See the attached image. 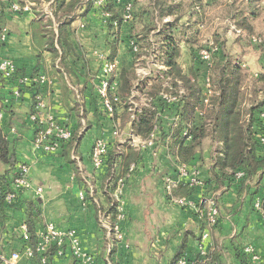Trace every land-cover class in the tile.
<instances>
[{
    "label": "crops",
    "instance_id": "1",
    "mask_svg": "<svg viewBox=\"0 0 264 264\" xmlns=\"http://www.w3.org/2000/svg\"><path fill=\"white\" fill-rule=\"evenodd\" d=\"M8 1L0 0L1 6H6ZM76 1L79 3L67 19L71 23L64 32L68 44L63 49L59 47L60 57L38 42V17L33 10L20 15L3 10L0 15V23L8 33L6 42H0V59L14 60L18 77L30 78L33 73L36 81L39 76L45 77L43 83L38 81L32 85L29 81L20 96H16L18 79L10 80L0 74V109L5 113L1 126L15 138L12 149L18 161L29 166L31 182L18 201L1 207L2 253L9 256L19 252L18 264H76L69 243L62 255L50 249L47 262L42 261L39 252L28 254L29 239H23V224L33 213L37 235L50 222L61 230L75 229L81 251L94 255L96 264H173L180 254L197 259L199 264H243L247 256L242 250L246 247H251L258 256L255 264H264V220L254 208L256 199L264 197V170L243 186L239 179H218L220 171L215 168V162L222 141L212 136L197 139L187 136L188 129L193 126L200 129L205 123L213 94L211 65L200 57L201 50L209 46L201 43L207 0L200 3L165 0L181 10L180 14L165 16L155 6L157 0H133L137 10L134 21L113 29L89 13L92 2ZM56 6L55 2L53 10ZM171 22L175 26L170 31L178 40L176 61L182 74L192 80L189 86L195 83L196 91L183 85L177 77L176 90L171 85L170 91L161 92L153 99L160 132L154 144L144 145L146 139L134 131L133 111L127 108L125 100L120 99L113 114L104 108L98 92L103 62L109 60L116 64L113 78L117 86L111 95H118L124 69L134 70L133 95L141 102L145 93L158 91L172 79L160 75L161 71L168 70L162 33L168 29L166 23ZM146 27L151 29L148 46L143 48L147 53L141 52L138 56V40ZM55 30L58 31L57 23ZM216 35L214 40L220 37L226 41V50L221 48L215 53L218 58L223 62L229 57L237 59L250 73L252 87L257 84L264 75V44L238 34L239 49L235 51L222 35ZM63 53L66 55L64 66L60 62ZM37 89L46 104L44 115L55 117L79 138L66 154L62 149L45 153L34 142L37 126L30 115L35 109ZM166 95L171 100L163 97ZM252 99V103H260L254 112L258 114L264 109V90L257 89ZM132 132L144 146L135 149L139 167L125 181L121 195L126 217L121 222L123 237L118 239L109 230L111 215L107 210L112 201V186L125 173L124 161L119 157L111 168L107 165L96 168L91 153L97 137L116 146L129 142ZM180 144L192 149L193 169L198 179L194 186L185 184L190 176L180 177ZM7 169L0 164V174ZM168 178L177 184L170 188ZM37 187H42L40 194L36 192ZM210 197L218 202L217 225L209 224L201 214ZM183 198L191 204H181ZM206 233L208 236L204 238Z\"/></svg>",
    "mask_w": 264,
    "mask_h": 264
},
{
    "label": "trees",
    "instance_id": "2",
    "mask_svg": "<svg viewBox=\"0 0 264 264\" xmlns=\"http://www.w3.org/2000/svg\"><path fill=\"white\" fill-rule=\"evenodd\" d=\"M15 1L21 5L26 3L31 5L33 11L38 17V24L36 25L38 31H40V35L37 38L38 42L43 47L54 51L56 57H60L59 47L63 49L64 45L68 44L64 32L71 22L67 19H70L73 12L76 10V5L79 1L56 0L57 6L55 10H53V4L50 5L52 15L47 14L45 9L46 4H48L50 0H9L4 7H10ZM197 1L200 3L202 0ZM212 1L213 0H207V4L210 5ZM117 3L118 2L115 0H108L100 7H95L94 4L91 3L90 9L88 10L93 17L98 18L99 21L112 29L120 27L122 23L134 21L137 16L134 1L132 18L130 20H125L123 17V1L122 3ZM155 6L160 10L161 16L170 13L180 14L181 12L178 8L170 6L165 0H157ZM106 12L109 13L108 16L104 15ZM252 15H257V12L254 11ZM232 18L236 22L235 32L241 36L248 37L250 41H252L253 36H256L254 25L249 21L245 12H234ZM115 21H117L116 24L114 23ZM56 23L58 31L55 30ZM166 26H168V29L162 33V37L165 41L164 63L168 67V70L161 71L160 75L164 74L165 79L168 77L172 78L171 81L168 82L169 85L159 87L158 91L151 90L145 93V97L139 102L137 96L133 95L134 84L131 79L134 77V70L125 68L121 85L119 87L118 96L121 100H125L124 102L128 109L134 107L130 102V99L133 98L138 104L136 108H133V114H135V117L133 118L134 131L136 134H140L144 139L149 138L151 132L158 124V111L157 107L154 105L153 99H155L161 92L165 93L170 91L171 85L174 90H176L175 88L178 86V83L175 82V78L177 77L181 79L183 85H186L187 87L189 86V83L192 82L190 78H187L182 74L181 68L176 61L178 55V40L172 31H170L175 26V23H166ZM148 28L149 27L145 28V32H141L143 37L138 40V56L141 52L147 53V51H143V48L148 46V33L151 30ZM214 44L217 45L218 49L224 48L226 50V41H221L220 37L215 39ZM216 52L217 51L211 52L210 62L213 94L209 99L206 110V121L200 129H197V127L194 126L188 129L187 136H191L193 139L203 138L205 136H212L220 139L223 144L219 150L220 155L215 162V168H218L220 171V176L217 174V177L218 179H226L229 181L239 179L243 186L248 179L253 178L264 170V154L262 153V146L258 137L259 133L264 134V121L260 117L261 110L258 114L254 113L260 103L254 104L252 103V100H249L250 102L247 101V98H252V94L255 95L257 89L264 90V75H262V79H259L260 81L257 80V84L255 83L253 87L252 85L249 87L246 82V79L249 78L247 69L243 67L237 59H232L231 57H229L226 62H223V60L218 58L215 54ZM65 59L66 55L63 53L60 60L63 66L65 65ZM19 77L17 72L9 79L16 80ZM30 81L32 85L38 83L39 80L36 81L35 73L31 75ZM24 86L25 85L19 86L21 92ZM189 87L196 91V88H194L195 83ZM34 96L36 105L38 102V89ZM248 103L251 104L250 107L247 106ZM116 105L117 103H115V106ZM254 125L256 127H253ZM78 139V136L73 132L70 141L62 144L60 149L66 154V152L73 147V143L75 144ZM14 142L15 138L11 136L10 133L6 132L3 126H0V164L8 167L3 174H0V187L2 189V193L0 194V212L1 207L4 204H10L7 202L6 196L9 192L13 191L14 178L18 175L17 165L20 162L12 149ZM135 149L137 148L130 145L129 142L116 146H112L108 143L107 151L103 155L102 166L107 165L108 168H111L113 162L120 157L124 161L125 173L123 179L126 181L135 174L139 167L140 161H137V152ZM179 155L182 157V159H180V166H187L190 169L195 167L194 157H192V149L190 147L180 144ZM238 171H243L244 176L237 178L236 173ZM185 184L187 186H194V184L191 183V178ZM117 188L118 184H113L111 193L112 201L107 210V213L111 215L109 219V230L113 237H115V225L119 223V214L122 212L120 210L121 201L115 196ZM22 194L23 190L18 192L16 201L20 199ZM34 216L35 214L33 213L29 214L26 225L29 233L28 244L32 247L34 253H37V243L39 238L35 231ZM115 242H117V240L114 241V244ZM52 248L56 250L55 246L50 247L45 252L46 256ZM243 251L244 250H242V252ZM182 256L183 254L178 255L176 260ZM196 264H199L198 260ZM243 264H249L248 257L243 259Z\"/></svg>",
    "mask_w": 264,
    "mask_h": 264
},
{
    "label": "built area",
    "instance_id": "3",
    "mask_svg": "<svg viewBox=\"0 0 264 264\" xmlns=\"http://www.w3.org/2000/svg\"><path fill=\"white\" fill-rule=\"evenodd\" d=\"M94 4L95 7H100L106 3L108 0H89ZM123 1V17L125 20H130L132 18V11H133V0H120ZM56 0H50L48 4H46V13L52 15L50 9L47 6L51 4H55ZM3 10H9L11 14L20 15L24 12L32 11V7L29 3L21 5L17 1L13 2L10 7H2L0 4V15L3 13ZM104 15L108 16L109 13L106 12ZM115 24L117 21L114 22ZM8 37V33L6 28L0 23V42L5 43ZM252 40L257 43H261L262 39L258 35L253 36ZM135 49L137 46H134ZM217 45H211L205 47L201 50L200 55L202 60H204L208 66L211 65V52L217 51ZM116 71V64L110 62L109 60H105L103 62L102 67V78L100 84L98 86L99 95L103 101L104 108L106 112L109 114H113L115 111V103L120 102V97L117 94L111 95V93L116 90V80L113 78ZM0 73L7 79L12 78L14 74L17 73V67L14 60L10 58H2L0 59ZM38 80L43 83L45 81L44 76H39ZM30 81L28 76H21L18 78V86L15 89L14 93L16 96H20L21 91L19 86H23ZM167 100H171L169 96H163ZM37 104L35 105L34 112L30 115V119L32 122L36 123V134L34 138L35 144L41 148L45 153H55L58 152L62 146V144L70 141L73 135V131L68 128L67 126L63 125L53 116H45L43 111L46 108V104L41 94L37 96ZM130 102L134 105L133 108L137 107L136 101L132 98ZM131 109L132 111L134 109ZM132 117H135V114H132ZM260 117L264 121V109L260 111ZM5 113L0 109V126L4 122ZM160 132V126L157 124L155 129L151 132L148 139L143 142V144H154L158 139V134ZM260 143H261V150L264 154V134L258 135ZM129 144L134 147H141L144 146L140 142L136 140L134 133L132 132L131 139L129 140ZM108 147V142L103 137H97L91 157L93 164L96 168H100L103 164V155L106 153ZM18 175L15 176L13 182V191L9 192L6 196V200L8 203H13L16 201L18 196V192L21 190H26L31 187V182L29 178V166L23 162H20L17 165ZM180 177H187L190 176L191 183L196 184L198 179L195 176V170L190 169L187 166H181L180 170ZM237 178H241L244 176L243 171H238L236 173ZM169 187H174L177 182L172 178L167 179ZM118 188L116 190L115 196L118 200L121 199V195L124 190L125 181L123 178L118 179ZM36 192L40 194L42 192V187H37ZM2 193V189L0 187V194ZM85 197V194H82V198ZM206 209L201 210V214L204 215L209 224L215 225L218 222L220 211L219 206L216 198L210 197L207 198L206 201ZM181 204L189 205L191 204L186 198L180 200ZM254 208L260 212L262 219L264 220V197H259L256 199L254 203ZM120 210L122 211L119 214V223L115 225V235L118 239L123 237L122 229H121V222L126 217V212L124 205L121 202ZM23 239L27 241L29 239L28 227L26 224H23ZM208 234H204V238H206ZM38 243H37V252L42 255V261L47 262L48 258L45 255V252L52 246L56 247L57 253L62 255L64 253V247L66 244H70L72 246L73 254L76 256V264H96V258L94 255L82 252L79 246V239L78 233L75 229L69 230H61L59 229L55 223L50 222L47 226L38 232ZM203 248V245H202ZM26 250L28 254L33 255L34 251L32 247L28 244L26 245ZM245 254L248 257L249 264H255L258 261V256L253 252L251 247H246L244 249ZM204 253V251H203ZM19 252H12L11 255L5 256L1 249H0V261L2 264H18L19 259ZM197 259L189 258L185 255L177 259L173 264H196Z\"/></svg>",
    "mask_w": 264,
    "mask_h": 264
},
{
    "label": "rangeland",
    "instance_id": "4",
    "mask_svg": "<svg viewBox=\"0 0 264 264\" xmlns=\"http://www.w3.org/2000/svg\"><path fill=\"white\" fill-rule=\"evenodd\" d=\"M254 11L257 12L255 16L252 15ZM234 12H245L249 21L255 24L257 34L262 39L261 43L264 44V0H213L206 7L204 13L202 39L200 38L203 41L201 43H207L211 46L215 43H211L215 41L214 37L217 36L216 34H219L223 36L224 40H227V45L231 50H238L239 35L235 32L236 22L232 18ZM246 52L249 53V51ZM247 73L249 74V78L246 79L247 86H251L252 77L249 72ZM249 100L253 99L251 97L249 99L247 98V101Z\"/></svg>",
    "mask_w": 264,
    "mask_h": 264
}]
</instances>
